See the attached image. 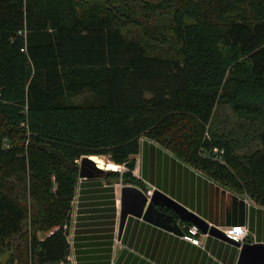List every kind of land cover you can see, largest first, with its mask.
<instances>
[{"label":"trees","instance_id":"obj_1","mask_svg":"<svg viewBox=\"0 0 264 264\" xmlns=\"http://www.w3.org/2000/svg\"><path fill=\"white\" fill-rule=\"evenodd\" d=\"M217 106L262 148L207 137ZM142 138L264 207V0H0L6 264L68 263L79 161L109 156L125 170L99 177L143 188Z\"/></svg>","mask_w":264,"mask_h":264},{"label":"crops","instance_id":"obj_2","mask_svg":"<svg viewBox=\"0 0 264 264\" xmlns=\"http://www.w3.org/2000/svg\"><path fill=\"white\" fill-rule=\"evenodd\" d=\"M134 175L211 226H247L249 242L264 243L263 206L220 186L158 143L141 139ZM121 185L80 178L68 235L74 264H238L241 249L208 234L202 233L200 247L132 215L120 232Z\"/></svg>","mask_w":264,"mask_h":264},{"label":"water","instance_id":"obj_3","mask_svg":"<svg viewBox=\"0 0 264 264\" xmlns=\"http://www.w3.org/2000/svg\"><path fill=\"white\" fill-rule=\"evenodd\" d=\"M98 168L92 156H85L80 164V178L94 179L101 173L109 172ZM129 215L142 218L178 236H184L183 225L197 226L203 234H208L241 249L238 264H264V243H237L216 226H211L196 213L189 211L185 206L172 197L155 190L147 193L135 185L121 186L120 232L123 230Z\"/></svg>","mask_w":264,"mask_h":264},{"label":"rangeland","instance_id":"obj_4","mask_svg":"<svg viewBox=\"0 0 264 264\" xmlns=\"http://www.w3.org/2000/svg\"><path fill=\"white\" fill-rule=\"evenodd\" d=\"M260 130L261 127L258 125H251L246 123L245 121L239 120L233 113L229 107L226 106H217L215 117L212 121V124L208 127L207 137H212V132H220L224 134L239 136L237 141V149L236 153L242 156L249 155L255 152L258 149L262 148V143L260 142ZM217 151V150H216ZM216 151L212 150V152H208L210 155L212 154L213 158H218L217 156H222L224 153L218 154ZM203 152V151H201ZM224 152V151H223ZM137 156V155H136ZM135 156V159H136ZM209 156V155H208ZM102 159L106 161L107 164L114 165L115 163L110 159L109 156H100ZM81 164V161H79ZM115 168H107L106 171H114V169L119 168L118 171H124L125 167L121 165L115 164ZM137 176L141 179L140 173H137ZM118 184V183H117ZM123 184V183H122ZM121 185V182H120ZM122 186V185H121ZM144 186V185H143ZM144 191L149 194H152L155 190L152 187H143ZM248 200L255 202L250 199L246 195H244ZM74 203V202H73ZM256 203V202H255ZM257 204V203H256ZM259 205V204H258ZM261 206V205H260ZM228 229L224 228L223 230ZM43 236L41 235V238ZM116 243H118L116 241ZM247 243V242H246ZM10 254L6 253L2 257H0V264H6L8 262ZM68 264H74L73 257L69 260Z\"/></svg>","mask_w":264,"mask_h":264},{"label":"built area","instance_id":"obj_5","mask_svg":"<svg viewBox=\"0 0 264 264\" xmlns=\"http://www.w3.org/2000/svg\"><path fill=\"white\" fill-rule=\"evenodd\" d=\"M19 34H23L22 31L19 32ZM224 153L223 150H221L218 154ZM218 158H214L216 160L222 161V156H217ZM223 162V161H222ZM184 230V236L183 238L187 240L188 242H191L192 244L196 246H203L202 236H204L201 232V230L194 225L184 224L183 225ZM227 237L232 239L233 241L237 243L244 244L246 242H249L250 239V230L247 226H236V227H230L228 229L222 230ZM71 258L69 257V260ZM64 264V263H63ZM68 264V263H65Z\"/></svg>","mask_w":264,"mask_h":264},{"label":"bare ground","instance_id":"obj_6","mask_svg":"<svg viewBox=\"0 0 264 264\" xmlns=\"http://www.w3.org/2000/svg\"><path fill=\"white\" fill-rule=\"evenodd\" d=\"M92 160L96 162V164L98 165V168L106 170L108 167L109 168H115L116 165H111V164H107L106 161L104 159H102L100 156H92Z\"/></svg>","mask_w":264,"mask_h":264}]
</instances>
